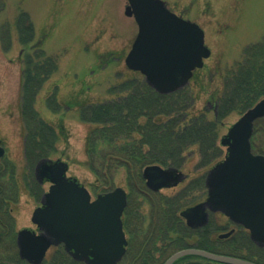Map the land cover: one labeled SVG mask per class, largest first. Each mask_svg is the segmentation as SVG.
<instances>
[{"label": "rangeland", "instance_id": "rangeland-1", "mask_svg": "<svg viewBox=\"0 0 264 264\" xmlns=\"http://www.w3.org/2000/svg\"><path fill=\"white\" fill-rule=\"evenodd\" d=\"M163 1L175 14L197 23L205 31V42L211 50L205 66L195 72L185 89L189 100L183 119L189 122L205 115L215 121L218 98L224 95L226 78L236 70L239 62L245 61L250 45L264 43V0ZM1 3L5 7L0 11V139L5 156L0 160V194L6 198L0 202V218L12 219L18 233L25 228L37 230L32 215L50 187L49 181L38 182L37 165L32 168L26 159L22 86L28 56L34 63L43 62L41 52L57 59V70L42 83L34 101L36 112L53 126L58 137L55 153L44 159L67 163V177L87 187L94 199L101 194L97 192L101 189L96 190L101 179L87 166V141L90 133L100 126L82 120L81 106L124 96L112 90L139 75L125 64L138 26L134 18L126 16L125 0H0ZM21 11L28 13L34 25V38L27 46L22 45L16 26ZM45 70L47 72L49 67ZM242 114L231 113L218 123L215 158L213 153L202 157L197 145L188 146L182 153L184 164L179 168V173L187 177L182 183L160 189L155 192L157 195L153 191L145 196L135 195L131 191L128 171L113 168L109 172L112 190L120 187L135 197L138 217L144 221V226H150L154 200L160 196L173 197L191 181L206 177L214 166L225 160L227 148L221 144V139ZM256 126L263 127L256 137V144L260 145L264 140V118L257 121ZM135 138L140 136L136 134ZM206 197L207 190L196 193L191 205ZM215 217L219 227L213 239L221 240L217 250L264 263L260 255L263 251L250 240L248 231L237 228L231 237L219 239L220 234L229 232L234 225L222 214ZM243 235L246 236L243 243L235 247L230 238L240 239ZM127 236L129 239L128 233ZM52 254L53 249L46 259ZM124 264H129V260Z\"/></svg>", "mask_w": 264, "mask_h": 264}, {"label": "trees", "instance_id": "trees-1", "mask_svg": "<svg viewBox=\"0 0 264 264\" xmlns=\"http://www.w3.org/2000/svg\"><path fill=\"white\" fill-rule=\"evenodd\" d=\"M4 7L5 4L1 3L0 11ZM16 26L22 45L27 46L34 38V25L28 13L20 12ZM40 58L44 59L43 62L34 63V59L28 56L22 86V114L27 130L26 159L32 168L41 159L55 153L58 140L53 126L42 120L34 107L42 83L57 70V59L45 52H41ZM244 60L226 78L224 95L218 98L215 121L203 115L185 122L182 115L189 100L186 88L171 94H159L140 74L112 90L124 96L81 106L82 120L100 126L90 133L87 141V166L102 180L99 181L100 187H96V190H101L97 192L111 191L113 184L109 172L113 168H125L132 183L131 191L135 195L139 193L145 196L152 192L143 177L146 167L160 165L179 169L184 164L182 153L189 145L199 146L202 157L215 152L218 123L231 113H244L264 97V43L250 45ZM47 67L49 70L46 72ZM136 134L140 136L139 139L135 138ZM212 157L215 158L214 153ZM205 179L200 177L191 181L173 197L160 196L154 200V212L148 227L144 226V221L136 213L135 197L128 194L123 222L129 235V246L120 264L127 260L129 264H164L172 254L187 248L230 255L216 249L221 240L213 239L217 228L213 222L203 229H192L180 215L184 209L193 206L191 199L196 198V193L201 194L206 190ZM5 198L0 195V202ZM243 236L230 240L238 248L246 237ZM247 243H250L249 239ZM52 249L54 254L43 264H85L74 260L63 246ZM260 251H263L260 255L264 257V248ZM240 258L252 261L249 257ZM0 264H29L19 256L17 233L9 217L0 218ZM175 264L221 263L187 256Z\"/></svg>", "mask_w": 264, "mask_h": 264}, {"label": "water", "instance_id": "water-1", "mask_svg": "<svg viewBox=\"0 0 264 264\" xmlns=\"http://www.w3.org/2000/svg\"><path fill=\"white\" fill-rule=\"evenodd\" d=\"M126 15L134 17L139 31L128 53V69L140 72L146 83L160 94L186 87L194 71L204 67L211 55L200 26L171 12L162 0H128ZM264 117V99L246 111L229 129L221 143L227 147L225 160L207 174L206 201L181 212L194 229L209 223V214L220 212L231 222L250 231L252 241L264 246V156L252 151L251 138L256 120ZM5 149L0 140V159ZM68 164L41 160L35 170L39 183H51L42 206L32 215L37 231L17 233L19 256L30 264H42L52 247L64 246L76 261L85 264H119L128 240L123 214L128 205L123 188L99 194L94 200L77 179L67 177ZM146 185L153 191L176 186L184 180L176 169L151 165L144 169ZM233 231L220 235L229 237ZM186 256H197L222 264H256L242 258L197 248L184 249L164 264Z\"/></svg>", "mask_w": 264, "mask_h": 264}, {"label": "flooded vegetation", "instance_id": "flooded-vegetation-1", "mask_svg": "<svg viewBox=\"0 0 264 264\" xmlns=\"http://www.w3.org/2000/svg\"><path fill=\"white\" fill-rule=\"evenodd\" d=\"M126 2H127V6H126V8L128 7V5H129V2H128V0H125ZM132 18V17H131ZM259 131H263V127L261 126V127H258V126H256V124H255V126H254V132H253V137H252V145H253V149H254V152L256 153V154H260V155H263L264 156V140L261 142V144L260 145H257L256 144V140L258 139V138H256L257 137V134L259 133ZM260 139V138H259ZM260 150H259V149ZM256 149V150H255ZM259 150V151H258ZM1 160V159H0ZM0 180H1V174H0ZM0 187H1V183H0ZM0 193H1V189H0ZM1 195V194H0ZM206 200V199H205ZM204 201V200H203ZM218 214H220V213H210V220H209V224H210V222H213V224L216 226V227H219V225H217L215 222V219L214 218H216L215 216L216 215H218ZM228 221H229V219H228ZM229 223L230 224H232V225H234V228L233 229H231V230H233L234 232L232 233L233 235L236 233V230H237V228H242V227H240V226H238V225H235L234 223H232L231 221H229ZM208 224V225H209ZM230 230V231H231ZM244 230V229H243ZM231 234V235H232Z\"/></svg>", "mask_w": 264, "mask_h": 264}]
</instances>
